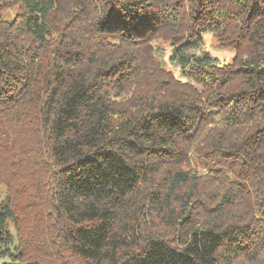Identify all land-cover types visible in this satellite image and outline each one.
<instances>
[{"label": "trees", "instance_id": "1", "mask_svg": "<svg viewBox=\"0 0 264 264\" xmlns=\"http://www.w3.org/2000/svg\"><path fill=\"white\" fill-rule=\"evenodd\" d=\"M0 184L4 264H264V0H0Z\"/></svg>", "mask_w": 264, "mask_h": 264}, {"label": "rangeland", "instance_id": "2", "mask_svg": "<svg viewBox=\"0 0 264 264\" xmlns=\"http://www.w3.org/2000/svg\"><path fill=\"white\" fill-rule=\"evenodd\" d=\"M17 6L10 8L4 12V18L8 21H12L17 13ZM156 43V55L155 58L157 61H160L162 64L166 65L167 68H170L174 71L176 76H179L182 79L189 80L188 75L186 74V69H184L179 62L172 60L171 56L173 54V46L170 43H167L163 40H159ZM204 51L210 52L212 55L219 58L221 63L227 62L230 60L233 55V51L226 48H219L216 46L212 33H206L204 37V42L196 49H189V53L200 54ZM6 188L3 184H0V202L5 198ZM11 231L14 233V227L11 225ZM6 262H11L9 256L0 257V264Z\"/></svg>", "mask_w": 264, "mask_h": 264}]
</instances>
